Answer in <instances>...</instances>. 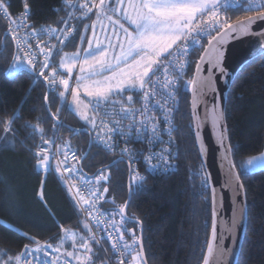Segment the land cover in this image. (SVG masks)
<instances>
[{
  "label": "trees",
  "instance_id": "obj_1",
  "mask_svg": "<svg viewBox=\"0 0 264 264\" xmlns=\"http://www.w3.org/2000/svg\"><path fill=\"white\" fill-rule=\"evenodd\" d=\"M74 1L2 0L9 15L22 11L27 4L28 20L33 27L57 28ZM245 3L246 0H231L228 5L222 2L221 10L229 23L251 14L243 11ZM74 12L77 16L74 33L66 46L57 48L53 56L56 64L61 52H75L85 41L91 15H83L84 11L78 6ZM6 34L5 21L0 17V137L13 145L5 147L0 140V248L19 253L25 245H36V240L44 246L47 239L81 215L56 173L40 174L35 170L37 144L56 137L58 127L55 125L64 112L59 98L63 88L52 93L46 107L47 85L37 68L11 66L6 74L15 55L14 43L9 37L5 41ZM206 43L193 52L191 70ZM33 79L38 80L35 85ZM233 81L226 98L225 121L233 149L232 159L240 173L241 165L248 158L264 151V55L241 68ZM179 97L174 131L177 168L166 175H147L143 188L133 192L127 208V216L133 220L125 223L129 230L138 234L136 220L141 221L147 264H202L210 232V192L209 187L207 191L200 188L206 175L192 130L190 97L187 93ZM54 114L58 121L53 119ZM10 118H14V122L6 134L5 121ZM36 127L42 129L43 135L34 130ZM70 129L82 131L73 133ZM89 129L75 112L67 110L60 131L62 145L82 157L90 143V137L83 130ZM116 159L115 155L92 144L80 169L84 175L91 176ZM108 171L109 178L103 183V187L108 188L103 206L106 211L119 214L120 206L127 200L129 168L124 161ZM240 180L246 196L247 222L238 261L239 264H264V170L242 175Z\"/></svg>",
  "mask_w": 264,
  "mask_h": 264
},
{
  "label": "snow or ice",
  "instance_id": "obj_2",
  "mask_svg": "<svg viewBox=\"0 0 264 264\" xmlns=\"http://www.w3.org/2000/svg\"><path fill=\"white\" fill-rule=\"evenodd\" d=\"M222 2L228 5L231 0H126V2L125 0H115L114 4L111 0H98V3L92 0L91 3L80 4L79 7L84 11L85 16L91 13L93 9L96 10V21L92 25L93 35L88 38V47L83 50V55L81 56L79 51L71 55L65 54L61 58L60 68L64 69L71 76L77 64L80 66V74L75 77V87H71L70 89L71 104L68 105V110L75 112L80 120L89 124L90 131H95V136L90 141L89 147L92 144H96L97 146L102 145L106 150L112 151L115 146L116 136L128 141L131 140L133 131L137 140L143 139L146 136L149 144L159 141L162 134L159 123L155 121L154 117L148 115L150 111H154L151 101L157 96H160L163 102L156 100V107L161 109L166 131L171 137L174 130L172 127V113L178 110L176 97L180 90L179 78L185 74L188 56L195 47L200 45L201 39L204 36H208L209 47L205 48L204 53L201 54L199 61H197V72H202V64L206 62L210 65L208 69L209 77L213 74V70L219 71L222 75H228L223 65L224 54L220 45H222L226 37H233V34H247L251 29V25L256 20H264V0H246V3L242 6L243 11L251 14L245 15L235 23H229L227 19L221 21L220 10ZM72 7H75V5H72ZM24 9L26 17L28 15L27 4H25ZM0 12H3L5 16L8 15V8L2 0H0ZM114 16L116 19H113ZM103 20L109 22L113 34L117 36L118 53L115 51L116 45L112 43V39L107 35V32H105L104 36L107 44L97 35V23L101 24L102 31L105 30V25L101 23ZM122 21H126L129 27H125ZM64 23L67 24V21L65 20ZM10 25H13L9 29L11 40L16 43L19 51L24 52L22 63L34 68L37 62L36 52L31 47L20 46L27 45L30 40L39 41L43 34H48L49 36L56 35L58 29L46 27L38 31L34 30L30 34L26 32L24 37H21L19 33L24 27L23 23L17 20H10ZM117 29H119V32ZM71 32L72 29L67 27L59 29L60 34L56 35V39L61 45L66 46ZM212 32H216V35H212ZM260 35L264 37V33ZM7 38L6 34L5 41H7ZM83 39L84 37H81V41ZM36 48L39 49V54H42L44 57L39 76L44 78L48 89L44 96L45 106L49 105L50 96L56 91L58 81L59 85L63 88V90L59 91L60 103L63 107L66 92L70 88L69 79L59 75L57 69L50 63L52 49L47 44L42 46L40 43H37ZM259 54L264 55V49L260 50ZM256 59L257 56L252 55L241 67H246ZM13 60L15 63H13L12 67L15 69L18 64H21V58L14 55ZM48 68L52 70L45 76L44 69ZM161 74L163 76V91L158 88V85L161 83ZM37 82V79H33L32 81L33 85ZM199 84L200 89L203 90L205 87H211L213 81L211 79L200 78ZM81 90H83L84 96L89 98L87 102L80 98ZM137 91L143 93V107L141 109L132 107L133 95H128L126 102L123 100L125 92L135 93ZM196 103L194 92V121L198 119L195 112ZM62 107L57 109V113L62 110ZM109 108L112 111H108ZM89 113L93 115L89 116ZM97 116L103 118L97 122ZM210 117L212 127L224 151V160L229 163V170L231 171L233 166L231 165L229 156L233 149L231 145L225 146L227 135L226 129L222 125L226 116L220 104L214 105ZM105 118H107L108 122H106ZM53 119L58 121L56 114L53 115ZM124 120L130 121L127 128L121 126ZM13 122L14 118L5 121L4 131L6 134L11 130ZM55 127H63V125L57 122ZM34 130L43 135L42 129L36 127ZM70 131L76 133L82 131V129H70ZM196 133V139L199 141L198 124L196 126ZM0 140L3 141L5 147H13L11 142L5 137H0ZM52 143L54 141L44 140V145ZM169 143H171V140ZM203 150V144L201 143V153H203ZM136 155L137 153L127 146L120 153L121 159L127 157L130 166ZM35 157L38 169L42 168L45 171L50 169L53 154L48 149L42 145L38 146ZM69 157L76 161L71 167L67 166ZM80 159H83V157L77 158L74 153L65 150L64 159L57 162L55 170L57 173H60L65 183L76 178L78 172L76 165L79 164ZM153 159L157 162L152 163ZM174 159L175 157L172 156L167 148L159 153L150 154L146 157L148 173L165 175L170 173L175 167L170 161ZM120 162L118 160L112 163L115 165ZM241 168L243 171L235 175L237 182L240 181L242 175L264 170V152L247 159L246 163L241 165ZM69 173L71 175H68ZM108 178L107 175L101 172L95 177L96 187H90L87 190L78 188L76 184L70 185V191L76 189L73 199H76L78 204L86 206L84 210L90 216L93 215V210H95L98 216L103 217L108 215L97 208L98 201L104 199L103 193L108 192V188L104 187L103 193H99L98 186L101 181H107ZM85 181L90 183L86 178ZM145 181V175H140L138 172L133 174L129 184V194L132 195L134 191L142 189ZM208 187L209 180L205 176L201 180L200 188L207 191ZM239 189H243L242 183L239 184ZM214 194L213 190V196ZM126 203H130V201ZM245 212L246 206L241 208L242 220ZM124 213L125 206H120L119 214L121 222L127 223L128 221L125 220L123 215ZM136 223L141 224V221L137 219ZM97 224H99V221H97ZM112 227L115 233H120L114 242H112L113 254L119 252L120 256L124 257L136 252L135 255H131L133 264H146L142 246L139 251L136 250V245L140 244V237L133 236L132 243H129L124 239L123 235L125 231H128L127 229L122 226L117 227L115 224ZM61 231L64 235L60 238L57 247L53 248L52 245L41 246L40 241L36 240L37 247L35 249L30 250L26 245L20 254H17L15 257L9 256L8 260L4 261L3 264H12L13 261H15V264H20L21 258L25 254L30 255L32 252L38 253L42 250L47 256L48 252L45 250L46 248H52V251H59L64 246L66 240L73 241L72 247L76 249L77 234L63 227ZM108 238L110 241L113 240V234L109 233ZM30 239L33 238L30 237ZM80 239L83 240L80 247L85 253H91L92 249L89 246V242L82 237ZM226 253L227 256L225 255ZM64 255L67 257L64 264H72V258H75L79 264H85L86 261L88 264H91L89 257L87 255L82 256L78 251H68ZM238 256V249H226L222 243H218L217 217L213 208L211 235L206 242V252L203 255L202 264H221L222 261L225 264H239ZM232 257H237V259L233 260L231 259ZM56 264H59V258H57ZM119 264H126V261L121 258Z\"/></svg>",
  "mask_w": 264,
  "mask_h": 264
},
{
  "label": "built area",
  "instance_id": "obj_3",
  "mask_svg": "<svg viewBox=\"0 0 264 264\" xmlns=\"http://www.w3.org/2000/svg\"><path fill=\"white\" fill-rule=\"evenodd\" d=\"M84 1L85 0H75L72 5L79 7L80 4L84 3ZM95 2L98 3V0H95ZM74 8L75 7L71 6L69 13L67 14V16L64 19V21L65 20L67 21V24H65L63 21V23L61 24V26L59 28L53 27V26L33 27L32 24L28 20L29 14L25 17V9H23L22 11H19L15 15H9L8 14L7 16H5L3 14V12H0V17H2V19H4V21H5L6 33H7L8 37L10 38V40H11V33H10L9 29L11 27H13V25H10V20H17V21H21L23 23L24 27L21 29V31L19 33V35L21 37H24V34L26 32L30 34L34 30L38 31V30H40L42 28H46V27L57 28L58 32L56 35L60 34L59 29H62L65 27L72 29V32L69 34V37H70L74 33L73 23H74L75 19L77 18V16L75 15V12H74ZM220 15H221V21H223L224 19H227L226 16L224 15V13L222 12V10H220ZM214 33L215 32H212V35H214ZM56 35L49 36L48 34H43L42 38L39 41L38 40H30L27 45H21L20 47H31L36 52L37 62L35 64L34 68L38 69V74H39V71L41 70V67H42L43 62H44V57L42 54H39V49L36 48V44L40 43L42 46L47 44L48 47H50L52 49V55L50 56V63L52 64L53 67H55L57 69L59 75L63 76V78L69 79L70 88H69V91L66 92V100L64 103V107H63L64 113L62 114V117L59 121V123H61L63 125L64 116H65L66 111L68 110V105L70 103V98H71V90L70 89H71V87H75V77L77 75H76V73H74L71 76H65L60 71L57 64L53 61V56L56 53L57 47L60 45L59 41L56 39ZM207 40H208V36H204L201 39L200 45ZM12 42L14 43V46H15L16 56H19L21 58V61H22V58L24 56V52L19 51V49L16 47V43L14 41H12ZM199 46H197V47H199ZM197 47H195L192 50L191 54L188 56V58H187L188 59V65L186 67L185 74L179 78V89L180 90H179V93L176 97V100L178 101V108H179V98H180L179 96H180V94H186V93L189 94L190 90L192 89V81H191V75L189 72V67L192 64L193 52L196 50ZM24 66L28 67V68H33V67L28 66V65H24ZM51 70H52L51 68L44 69L45 76H47ZM160 80H161V83H160V85H158V88L161 91H163V76H162V74L160 75ZM59 87H61V86L59 85V83L57 81L56 89H58ZM123 100L126 102L127 97H123ZM156 100H161V102H163L162 98L160 96H157L156 98H154L151 101V104L154 108V111H150L148 113V115L150 117H154L155 121L159 123V126L161 128V133H162L159 141H156L152 144H149L146 136L143 139L137 140L135 132L133 131L131 134V140H128V141H126L125 139H122L119 136H116L115 137V146H114L112 151L106 150L102 145L97 146L95 144L97 147H99L103 151L110 153V154H113L118 158H121L120 153L126 146L129 149H131L133 152L137 153V155L133 159L131 166L129 165L127 157L123 158V160L128 165V168H129L130 173H131V177L133 174H135L137 172L140 175H145V176L149 175V173H148V162L146 160V157H148L152 153H159L165 148H167L169 150V152L172 154V156L175 157L174 160L170 161V163L175 165V167L172 169V171L177 168L178 152L176 149V141H175L174 131H175V117H176L175 115L177 114L178 110H176L172 113V115H173L172 127L174 130H173L171 137H170L166 131V125L163 121L162 111L160 108L156 107ZM170 103H173V102H170ZM132 107L135 109H141L143 107V93L142 92L139 95V97H133ZM108 111H112V109L109 108ZM90 114H91V116L93 115L92 113H90ZM101 118H103V117L97 116V122H99V120ZM105 119H106V122H108L107 118H105ZM138 119H139V115H138ZM129 123H130L129 120H124V121H122L121 126L127 128ZM61 128L62 127H58L56 137L52 140V141H54V143H52L50 145H44V142H39L35 148V152H36L38 150V146L42 145L44 148L48 149V151H50L53 154V159L51 160L50 169L48 171H45L42 168L38 169L36 167V164H37V161H36L35 170L37 173H40V174H48L51 172L56 173L59 181L61 182V184H63L65 186V188L67 189V191L69 192L70 196L73 199L75 192H76V189H72L70 191L69 188H70L71 184H76L78 188H83L85 190H87L90 187H96L95 177L97 175H99L101 172L96 173L92 177L86 176L81 171L80 162H79V164L76 165V167L78 169V172L76 174V178L72 181H69L68 183H65V181L61 178L60 173H57L55 170L56 166H57V162L62 161L64 159V153L61 154L59 152L60 145H62V141L60 138ZM90 135H91V140H92L93 137L95 136V131H90ZM170 140H171V143H169ZM66 150H69L71 153H74L77 156V158H80L78 153L74 149L67 148ZM151 162L156 163L157 161L155 159H153ZM75 163H76V161L72 160L71 157H69L67 166L71 167ZM103 173L107 176L109 175L108 170L103 172ZM68 175H71V173H69ZM150 175H162V174H150ZM85 178L90 183L86 182ZM105 182L106 181L100 182V185L98 186V192L99 193H103V188H104L103 183H105ZM103 196H104V199L99 200L97 203V208L100 211L106 212L108 214L107 216H103V217L98 216L96 214L95 210H93V215L90 216L89 213L84 210L86 206H84L82 204H78L76 199H73V201H74V204H75L77 210L79 211L81 217H83L86 220V222H87V224H88V226L92 232V239H93V237H95L94 240L99 245V248H100L101 252L103 253L105 259L107 260L108 264H119V260L121 258H123L126 261V264H133V262L131 260V255H135L136 252H133L130 255H126L124 257H121L119 252L113 254L112 242H114V240L120 235V233H115L112 225L115 224V226H117V227L122 226L128 230V231H125L123 233V235H124V239L126 241H128L129 243H132L133 236L138 237V234L129 230V228L126 227L125 223L121 222L120 214H118L119 217L114 218V219L110 217L109 213L105 210V208L103 206V204L105 202L106 193H103ZM86 198H88V197L86 196ZM97 221H99V224H97ZM109 233L113 234V240H111V241L108 238ZM25 246L20 250L19 254L25 249ZM27 246L30 250L35 249L37 247V245H27ZM45 250L48 252L47 256L44 254L43 250L38 252V253L32 252L30 255L25 254L24 256H22L20 264H56L57 258H59V264H64L65 259H67L66 257H63V256L56 254V253H53L49 249H45ZM136 250L137 251L140 250L139 244L136 245ZM72 264H78V263H76L75 261L72 260ZM86 264H88V263H86Z\"/></svg>",
  "mask_w": 264,
  "mask_h": 264
},
{
  "label": "water",
  "instance_id": "obj_4",
  "mask_svg": "<svg viewBox=\"0 0 264 264\" xmlns=\"http://www.w3.org/2000/svg\"><path fill=\"white\" fill-rule=\"evenodd\" d=\"M236 21L232 22L235 23ZM264 33V20H256L252 25L249 33L247 34H233V37H226L222 45H220L224 58L223 65L225 66V71L227 76L222 75L219 71L213 70V74L209 77L208 69L210 65L208 63L202 64V72L198 73L196 70V65L193 71L192 77V89L189 93V105H190V117L192 130L194 134L195 144L199 153V157L205 172L209 180V192H210V207H211V224L209 237L211 235L212 229V214L213 208L215 209L217 217V234L218 243H222L223 247L226 249L241 250L243 238L245 235L246 222H247V206H246V196L244 188L239 189L240 181L235 180V175L238 174L233 159L232 153L229 156L231 162L232 170H229V163L224 160V151L221 147L220 141L217 138V134L212 127L210 113L214 105L220 104L225 112L226 98L230 86L237 75V73L244 65L245 61L249 60L252 55L261 56L260 50L264 49V37L260 34ZM216 35V34H215ZM208 42L200 53L197 61H199L201 54L204 53L205 48H208ZM210 54V53H209ZM14 60H12L6 74L10 70ZM197 64V62H196ZM200 78L211 79L213 84L211 87H205L203 90L200 89L199 80ZM48 90V89H47ZM194 92L196 98L195 112L198 119L194 121L193 118V99ZM47 107V106H46ZM199 125L200 140L196 139V126ZM226 129L227 140L225 141V146L229 145L228 132L226 121L222 125ZM89 137L91 141V135L88 130H83ZM201 143L203 144V153H201ZM90 144V143H89ZM90 147H88L85 154L87 155ZM83 155V159H80V164L85 159L86 155ZM120 160L124 162L123 159L118 158L115 161ZM110 165L113 166V163ZM103 167L101 170H106L110 168L109 166ZM131 181V173L129 170L127 178V200H131V195L129 194V184ZM214 190V196H213ZM124 204L125 213L124 218L127 221H133L127 216V208L129 203ZM246 206V212L244 214L243 220L241 219V208ZM139 232L138 237H140L139 247L143 248L142 245V226L138 224ZM208 237V238H209ZM206 252V250H205ZM144 253V250H143ZM205 254V253H204ZM227 256V253L225 254ZM239 257V256H238ZM144 259L146 262L145 254ZM235 260L237 257H232ZM147 264V263H146ZM225 264V262H221Z\"/></svg>",
  "mask_w": 264,
  "mask_h": 264
},
{
  "label": "rangeland",
  "instance_id": "obj_5",
  "mask_svg": "<svg viewBox=\"0 0 264 264\" xmlns=\"http://www.w3.org/2000/svg\"><path fill=\"white\" fill-rule=\"evenodd\" d=\"M92 16H91V19H90V22H89V25H88V28H87L85 41L83 42V45L81 46V48L79 50L75 51V52H67L66 51L58 59L57 66L66 75H68V73L64 69L60 68L61 58L65 54L71 55V54L77 53L78 51H79V54L81 56L83 55V50L88 47L87 40H88L89 37H92V35H93L92 25L96 21V12H94V9H93V12H92ZM113 19H116V17L114 16ZM106 22H107V20L101 21V23H103L105 25V30L104 31L101 30V24L100 23L96 24L97 35L102 40H104L105 32H107V35L110 36L111 39H112V43L114 45H116L115 51L118 53L119 52V45H118L117 36L113 34L112 27L109 26L110 24L106 25ZM117 31L119 32V29H117ZM104 43L107 44V40H104ZM21 67H24L22 61H21V64H18L15 69H18V68H21ZM79 67H80L79 64H77V66L73 69V73L76 72V70H77L78 75H79L80 74ZM73 73H72V75H73ZM139 93L140 92L138 91L137 94H139ZM130 94L132 95L133 93H126V95L123 94V96L127 97ZM80 98L82 100L86 101V102L89 99L87 96H84L83 90L80 91ZM65 100H66V98H65ZM70 104H71V98H70L69 105ZM89 116H91L90 113H89ZM87 125H89V124H87ZM66 149H67V145H60L59 152L62 154V153L65 152ZM257 155H259V154H257ZM107 212L109 213L110 217L113 218V219L119 217L118 213H116L114 211H107ZM85 225H87V227H85ZM64 229L69 230L71 232H75L77 234V241H76L77 247H76V249H73V247H72L73 241L66 240L64 246L61 247L59 249V251H52V248H48L50 251H52L53 253L62 255V256H65L64 254L66 252H68V251H78L82 256L87 255L89 257V261L91 262V264H108L107 260L105 259L103 253L101 252V250L99 248V245L97 244V242L94 239H92V232H91L86 220L83 217L80 216L74 223L68 225ZM63 235H64V233L62 231L58 232L56 235H54V236L50 237L49 239H47L44 242V246L52 245L53 248L57 247L59 245L60 238ZM81 237L84 240H87L89 242V246L92 249L91 253H85L84 250L80 247V244L83 242V240L80 239ZM17 254H19V253L15 254V253H13L10 250L4 249V248H0V264H3L4 261H7L10 255H12V257H15ZM72 260L76 261L75 258H72ZM86 263H88V262L86 261L85 264ZM12 264H15V261H13ZM78 264H79V262H78Z\"/></svg>",
  "mask_w": 264,
  "mask_h": 264
},
{
  "label": "crops",
  "instance_id": "obj_6",
  "mask_svg": "<svg viewBox=\"0 0 264 264\" xmlns=\"http://www.w3.org/2000/svg\"><path fill=\"white\" fill-rule=\"evenodd\" d=\"M92 2V0H85L84 1V3H91ZM111 2L114 4L115 3V0H111ZM126 2V1H125ZM80 8V7H79ZM93 12V11H92ZM92 12L91 13H88V15H91L92 16ZM94 12H96V10L94 9ZM82 15V14H81ZM83 15H84V12H83ZM93 17V16H92ZM95 19V18H94ZM123 23H124V25H125V27H129V25L127 24V22L126 21H122ZM107 24H109L108 23V21L106 22V25ZM110 26V25H109ZM72 36V35H71ZM70 36V37H71ZM69 37V38H70ZM60 46H62L61 44L57 47L58 49H60L61 47ZM57 51V50H56ZM62 51V50H61ZM60 52V51H59ZM65 51H63V52H61L60 54L62 55L63 53H64ZM60 55V56H61ZM60 56H59V58H60ZM61 71V70H60ZM62 72V71H61ZM63 73V72H62ZM74 73H76V75H78V72H77V70H76V72H74ZM73 73V74H74ZM64 74V73H63ZM65 76H68V75H66V74H64ZM138 92V91H137ZM137 92H135V93H133L132 95H133V97H134V95L136 96L137 95ZM126 93H129V92H125L124 93V95H126ZM126 97V96H125ZM90 127V126H89ZM90 132V131H89ZM16 254V253H15ZM11 257H12V255H10ZM62 256V255H61ZM63 257H66V256H63Z\"/></svg>",
  "mask_w": 264,
  "mask_h": 264
},
{
  "label": "bare ground",
  "instance_id": "obj_7",
  "mask_svg": "<svg viewBox=\"0 0 264 264\" xmlns=\"http://www.w3.org/2000/svg\"><path fill=\"white\" fill-rule=\"evenodd\" d=\"M216 34V33H215ZM214 34V35H215ZM8 36V35H7ZM207 42H208V40H207ZM205 47V46H204ZM202 52V51H201ZM15 55H16V52H15ZM193 71L194 70H191V66L189 67V72H190V75H191V81H192V77H193ZM191 91V90H190ZM190 93V92H189ZM141 94V92L136 96V97H139V95ZM179 108H180V105H179ZM179 108H178V111H179ZM64 113V112H63ZM124 161V160H123ZM80 166H81V164H80ZM109 169V168H108ZM108 169H106V170H100L99 172H105V171H107ZM95 175V174H94ZM94 175H91L90 177H92V176H94Z\"/></svg>",
  "mask_w": 264,
  "mask_h": 264
}]
</instances>
